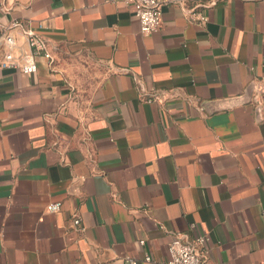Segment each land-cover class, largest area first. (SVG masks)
I'll return each mask as SVG.
<instances>
[{
    "label": "crops",
    "instance_id": "1",
    "mask_svg": "<svg viewBox=\"0 0 264 264\" xmlns=\"http://www.w3.org/2000/svg\"><path fill=\"white\" fill-rule=\"evenodd\" d=\"M161 1L143 35L121 0H0L51 56L0 68V264H163L174 234L264 264V0Z\"/></svg>",
    "mask_w": 264,
    "mask_h": 264
},
{
    "label": "built area",
    "instance_id": "2",
    "mask_svg": "<svg viewBox=\"0 0 264 264\" xmlns=\"http://www.w3.org/2000/svg\"><path fill=\"white\" fill-rule=\"evenodd\" d=\"M118 1V0H110ZM130 5L135 19L140 26V32L143 35H149L160 29L161 26V0H121ZM178 4L179 0H171ZM189 19L192 22L205 24L207 17L203 13L189 11ZM17 26L18 24H13ZM24 45H18L17 41L10 34H3L0 38V68L11 69L22 73H32L36 69V60L39 57L50 61L51 56L47 51L46 45L41 38L31 29H27L23 34ZM254 86V85H253ZM254 88H256L254 86ZM156 99V98H155ZM61 208V202H54L47 205L46 210L49 213H56ZM70 226L76 231H84L81 218L73 215ZM193 227V226H192ZM144 245V241L139 242ZM205 245L203 236H197L188 241L180 234H174L167 248V260L163 264H207L202 255ZM145 262H151L150 256L144 257ZM123 264H138L133 258H125Z\"/></svg>",
    "mask_w": 264,
    "mask_h": 264
},
{
    "label": "water",
    "instance_id": "3",
    "mask_svg": "<svg viewBox=\"0 0 264 264\" xmlns=\"http://www.w3.org/2000/svg\"><path fill=\"white\" fill-rule=\"evenodd\" d=\"M251 86H252V88H254L253 84Z\"/></svg>",
    "mask_w": 264,
    "mask_h": 264
}]
</instances>
